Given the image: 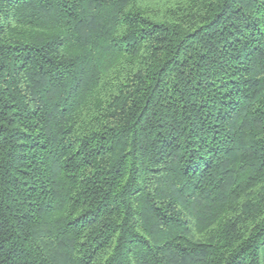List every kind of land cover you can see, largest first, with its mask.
Instances as JSON below:
<instances>
[{
	"label": "trees",
	"instance_id": "1",
	"mask_svg": "<svg viewBox=\"0 0 264 264\" xmlns=\"http://www.w3.org/2000/svg\"><path fill=\"white\" fill-rule=\"evenodd\" d=\"M0 264H264V0H0Z\"/></svg>",
	"mask_w": 264,
	"mask_h": 264
}]
</instances>
